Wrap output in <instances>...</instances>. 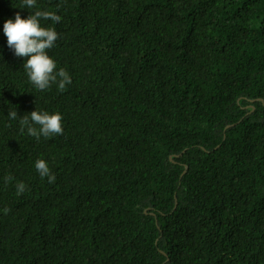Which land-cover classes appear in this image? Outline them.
<instances>
[{
    "label": "trees",
    "instance_id": "obj_1",
    "mask_svg": "<svg viewBox=\"0 0 264 264\" xmlns=\"http://www.w3.org/2000/svg\"><path fill=\"white\" fill-rule=\"evenodd\" d=\"M36 10L63 90L2 32ZM0 264H264V0H0Z\"/></svg>",
    "mask_w": 264,
    "mask_h": 264
},
{
    "label": "clouds",
    "instance_id": "obj_2",
    "mask_svg": "<svg viewBox=\"0 0 264 264\" xmlns=\"http://www.w3.org/2000/svg\"><path fill=\"white\" fill-rule=\"evenodd\" d=\"M24 9L35 6L36 0H21ZM41 19H48L54 23L61 20L55 12L36 10L26 18H21L19 12L13 18L4 21L2 32L6 37L7 46L16 57L26 58L23 61L28 80L38 90H46L51 84L63 90L71 84V76L64 68L57 69L56 61L46 50L52 48L58 38L54 27H44ZM10 120H19L21 131L39 140L41 137L60 135L63 133L62 116L59 112L37 111L36 109L23 116H18L15 109L8 111ZM34 167L41 178H47L48 183L55 181L47 162L37 159ZM25 184H16L17 194L23 193ZM7 212V209H4Z\"/></svg>",
    "mask_w": 264,
    "mask_h": 264
},
{
    "label": "water",
    "instance_id": "obj_3",
    "mask_svg": "<svg viewBox=\"0 0 264 264\" xmlns=\"http://www.w3.org/2000/svg\"><path fill=\"white\" fill-rule=\"evenodd\" d=\"M185 151V150H184ZM184 151L181 153V154H178L176 157H180L183 153H184Z\"/></svg>",
    "mask_w": 264,
    "mask_h": 264
}]
</instances>
